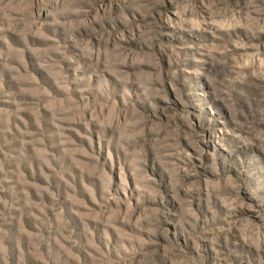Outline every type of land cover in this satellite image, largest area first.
<instances>
[{"label":"rangeland","instance_id":"1","mask_svg":"<svg viewBox=\"0 0 264 264\" xmlns=\"http://www.w3.org/2000/svg\"><path fill=\"white\" fill-rule=\"evenodd\" d=\"M0 264H264V0H0Z\"/></svg>","mask_w":264,"mask_h":264}]
</instances>
